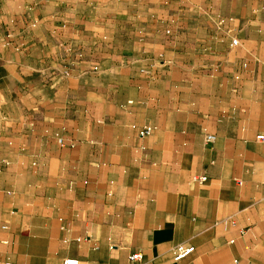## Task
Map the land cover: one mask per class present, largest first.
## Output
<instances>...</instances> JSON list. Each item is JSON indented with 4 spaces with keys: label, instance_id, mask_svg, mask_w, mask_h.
Listing matches in <instances>:
<instances>
[{
    "label": "crops",
    "instance_id": "0c3cea01",
    "mask_svg": "<svg viewBox=\"0 0 264 264\" xmlns=\"http://www.w3.org/2000/svg\"><path fill=\"white\" fill-rule=\"evenodd\" d=\"M258 136L264 0H0V264H264Z\"/></svg>",
    "mask_w": 264,
    "mask_h": 264
},
{
    "label": "built area",
    "instance_id": "2783aa9c",
    "mask_svg": "<svg viewBox=\"0 0 264 264\" xmlns=\"http://www.w3.org/2000/svg\"><path fill=\"white\" fill-rule=\"evenodd\" d=\"M231 44L233 46L237 45V40L233 39ZM152 132V128L150 127H143L138 131V135L140 138L145 137L150 135ZM212 137L211 136H207L206 137V142L209 143L212 141ZM257 140L263 141L264 140V136H258ZM59 142L61 143V141L59 140ZM192 181L194 182H198V183H204L206 181L205 177H193ZM194 252V247L192 245L189 244H178L176 246H174L172 248V257L173 260L178 262L181 261L183 259H185L186 257L190 256L192 253ZM130 261L132 262H138L141 260V254H133L130 258ZM5 264H11L9 262H6ZM64 264H77L76 261L73 260H66L64 261Z\"/></svg>",
    "mask_w": 264,
    "mask_h": 264
}]
</instances>
